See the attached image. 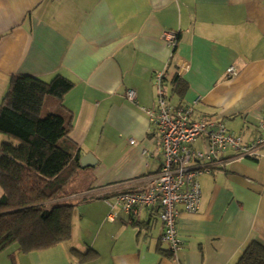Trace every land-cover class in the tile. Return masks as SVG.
Segmentation results:
<instances>
[{
	"label": "crops",
	"instance_id": "1",
	"mask_svg": "<svg viewBox=\"0 0 264 264\" xmlns=\"http://www.w3.org/2000/svg\"><path fill=\"white\" fill-rule=\"evenodd\" d=\"M0 35V104L14 76L67 78L70 139L94 157L58 201L74 206L71 238L31 253L14 245L0 264H237L252 241L264 244V146L244 159L229 150L224 167L198 177L201 204L180 207L177 253L162 240L159 206L132 217L115 205L161 170L147 112L158 111L157 73L170 105H194L193 120L222 121L246 145L261 137L264 0H0Z\"/></svg>",
	"mask_w": 264,
	"mask_h": 264
},
{
	"label": "trees",
	"instance_id": "2",
	"mask_svg": "<svg viewBox=\"0 0 264 264\" xmlns=\"http://www.w3.org/2000/svg\"><path fill=\"white\" fill-rule=\"evenodd\" d=\"M73 88L62 76L10 81L0 104V136L8 139L0 145V254L14 245L42 251L72 236L74 206L58 201L83 169L70 139L74 116L64 105ZM237 264H264V244L252 241Z\"/></svg>",
	"mask_w": 264,
	"mask_h": 264
},
{
	"label": "built area",
	"instance_id": "3",
	"mask_svg": "<svg viewBox=\"0 0 264 264\" xmlns=\"http://www.w3.org/2000/svg\"><path fill=\"white\" fill-rule=\"evenodd\" d=\"M165 40L168 46L176 48V33H167ZM177 65L181 76L189 69L188 63L183 60H179ZM228 72L235 75L236 69L231 67ZM163 80L164 72L155 75L158 111H147L155 126L158 146L163 155L161 170L144 190L116 196L115 205L122 207L132 217L138 216L144 209L159 206V218L164 227L162 240L171 251L177 253L182 248L177 229L180 207L185 212L193 213L201 204L202 188L198 177L224 167L229 161L226 157L229 150L238 153L237 159L256 157L258 150L264 146V117L257 128L261 137L246 145L222 121L193 120L194 105L179 108L170 105ZM127 98L136 101V92L129 90ZM198 140L203 141L205 150L193 147ZM108 205L115 209L112 203L108 202ZM115 217L111 213L108 219L112 221Z\"/></svg>",
	"mask_w": 264,
	"mask_h": 264
},
{
	"label": "water",
	"instance_id": "4",
	"mask_svg": "<svg viewBox=\"0 0 264 264\" xmlns=\"http://www.w3.org/2000/svg\"><path fill=\"white\" fill-rule=\"evenodd\" d=\"M92 158L94 159V157H92V155H87L84 158H82L81 159L82 167L83 168L91 167L92 166V164H91Z\"/></svg>",
	"mask_w": 264,
	"mask_h": 264
},
{
	"label": "rangeland",
	"instance_id": "5",
	"mask_svg": "<svg viewBox=\"0 0 264 264\" xmlns=\"http://www.w3.org/2000/svg\"><path fill=\"white\" fill-rule=\"evenodd\" d=\"M2 137V138H1ZM0 137V145L2 144V142H4V136H1ZM1 196H2V191L0 190V198H1ZM86 197H88V196H86ZM87 198H85V197H82V198H80L79 200L81 201V202H83V201H85ZM12 248V247H11ZM10 249V248H9ZM8 250V249H7ZM6 250V251H7ZM5 252V251H4ZM2 254V253H1Z\"/></svg>",
	"mask_w": 264,
	"mask_h": 264
}]
</instances>
